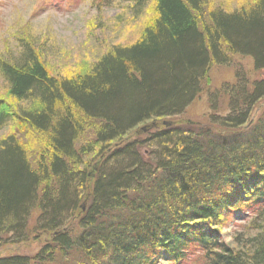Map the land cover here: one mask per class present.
I'll return each mask as SVG.
<instances>
[{"label": "trees", "instance_id": "16d2710c", "mask_svg": "<svg viewBox=\"0 0 264 264\" xmlns=\"http://www.w3.org/2000/svg\"><path fill=\"white\" fill-rule=\"evenodd\" d=\"M88 1L152 15L134 41L76 72H49L32 39L17 58L0 56V128L23 129L0 139V245L27 241L33 215L35 233L51 234L36 254L0 264H264V81L237 71L221 90L234 99L220 124L128 138L182 115L212 67L241 57L264 70V0ZM242 208L251 221L225 242L222 227Z\"/></svg>", "mask_w": 264, "mask_h": 264}, {"label": "rangeland", "instance_id": "374dc122", "mask_svg": "<svg viewBox=\"0 0 264 264\" xmlns=\"http://www.w3.org/2000/svg\"><path fill=\"white\" fill-rule=\"evenodd\" d=\"M241 1L250 3V0ZM238 2L239 0H219L217 5L222 4L228 9L233 8ZM91 5L88 0H0V56H3V59L17 58L24 44L23 41L26 38L32 39L37 41L39 54L43 56L42 62L49 72L60 74L66 73L68 69L76 72L104 55L112 44L134 41L143 24L152 15L150 7L145 9L140 18L134 19L129 10L127 11V5L115 4L107 9L102 8L100 12L99 8L96 9ZM237 71L241 72L243 78L249 83L264 81V70L255 72L249 58L234 57L231 66H215L210 69L208 88L200 91L182 115L143 123L133 129L128 138L130 140L134 137L144 139L148 132L152 133L168 125H184L187 122L207 125L209 121H212L220 124L228 117L234 99L226 95L225 89L223 93L221 90L224 85L233 86L234 75ZM6 88L0 77V99L6 95ZM7 102L10 100L7 99ZM239 106L241 105L237 107ZM262 106V103L257 104L252 118L257 117ZM19 127L16 124L15 128L11 126L0 128V139L12 132L21 134L23 129L19 130ZM22 137L28 149L35 147L33 143H28L27 136ZM143 154L145 155L144 152ZM87 159L94 161L87 169L86 174L89 177V175H94L91 168H98L99 158L97 155L96 157L90 155ZM83 205L82 202L79 204L80 207ZM244 210L242 208V215L239 214L237 217L229 215L231 221H226L223 225L222 233L225 242H231L235 235L246 230L247 223L251 221L253 215L250 211L245 212ZM34 223L35 215L30 219L27 241L0 245V258L30 257L36 254L50 239L51 234L35 233ZM192 251L196 250L191 247L189 252ZM170 262L171 260L164 259L159 260L157 264H169ZM185 262L184 258L179 264H193L190 261Z\"/></svg>", "mask_w": 264, "mask_h": 264}]
</instances>
